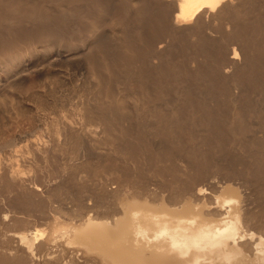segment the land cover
Listing matches in <instances>:
<instances>
[{
  "label": "rangeland",
  "instance_id": "1",
  "mask_svg": "<svg viewBox=\"0 0 264 264\" xmlns=\"http://www.w3.org/2000/svg\"><path fill=\"white\" fill-rule=\"evenodd\" d=\"M170 1L0 0V264H264V0L161 24ZM137 208L235 230L147 241Z\"/></svg>",
  "mask_w": 264,
  "mask_h": 264
},
{
  "label": "bare ground",
  "instance_id": "2",
  "mask_svg": "<svg viewBox=\"0 0 264 264\" xmlns=\"http://www.w3.org/2000/svg\"><path fill=\"white\" fill-rule=\"evenodd\" d=\"M2 1V0H1ZM150 1V0H149ZM164 1H166V0H164ZM170 1V0H169ZM229 1H231L232 2V0H174V3H172L171 1H170V5H167V3L164 5V3H162V5L160 6V8L157 6V8H159V12L160 13H157V14H159L161 17L160 18H157L155 15H154V17H156L157 19H158V22L159 21H162L161 22V24L162 23H164V22H166L167 23V21L168 22H170L171 24H173V25H175V24H181V23H184L186 20L188 21V20H191V18L197 13H199V12H202V11H200V10H214L215 8H217V7H220L219 8V10H221V8H223V7H225L226 6V2H229ZM254 1V0H253ZM5 2V1H4ZM231 2H230V4H231ZM255 2V1H254ZM3 3V2H2ZM1 3V4H2ZM146 3V2H145ZM236 3V2H235ZM7 4V3H6ZM136 4V3H135ZM127 5V4H126ZM125 5V6H126ZM133 5V4H132ZM138 5V4H137ZM147 5V4H146ZM145 5V6H146ZM150 5V4H149ZM148 5V6H149ZM159 5H160V3H159ZM147 6V7H148ZM7 7V6H6ZM230 7V6H229ZM236 8V7H235ZM235 8H234V10H232V11H228V12H231L232 14L234 13V16L236 15V13H238L236 10H235ZM257 8V7H256ZM4 9V8H3ZM156 9V8H155ZM230 8H227V10H229ZM255 9V8H254ZM259 9V8H258ZM149 10L150 9H148V12H149ZM154 10V9H153ZM216 10V9H215ZM225 10V9H224ZM237 10H238V8H237ZM242 10V9H241ZM1 11V10H0ZM6 11V10H5ZM4 11V12H5ZM10 11V10H9ZM132 11V10H131ZM137 11V10H136ZM239 11V10H238ZM260 11V10H259ZM135 12V11H134ZM152 12V11H151ZM150 12V13H151ZM205 12V11H204ZM203 12V13H204ZM213 12V11H212ZM217 12V11H216ZM215 12V13H216ZM250 12V11H249ZM254 12V11H253ZM256 12V11H255ZM262 12V11H261ZM7 13V12H6ZM149 13V14H150ZM214 13V14H215ZM227 13V12H226ZM225 13V11H219L217 14L219 15V16H223L224 14H226ZM138 14V13H137ZM136 14V15H137ZM148 14V17H153V16H150ZM153 14H154V12H153ZM196 14V15H197ZM227 14H229V13H227ZM240 14V13H239ZM255 14V13H254ZM7 15V14H6ZM144 15V14H143ZM147 15V14H146ZM145 15V16H146ZM259 15H260V13H259ZM142 16V15H141ZM202 16V15H201ZM225 16V15H224ZM233 16V17H234ZM237 16V15H236ZM248 16V15H247ZM256 16L257 17H259L258 15H257V13H256ZM1 17V16H0ZM144 17V16H143ZM147 16L144 18V19H142V21L146 24V25H144V26H147V27H149L148 25H150V24H152V18H148ZM228 17V16H227ZM238 17H241V16H238ZM237 17V18H238ZM245 17V16H244ZM243 17V18H244ZM262 17V16H261ZM139 18V17H138ZM169 18H170V21H169ZM202 18V17H201ZM242 18V17H241ZM263 18V17H262ZM141 19V18H140ZM140 19H139V21H140ZM168 19V20H167ZM194 19L196 20V18L194 17ZM3 20V19H2ZM154 20H155V18H154ZM221 20V19H220ZM236 20V19H235ZM244 20V19H243ZM248 20H249V17H248ZM262 20V19H261ZM260 20V21H261ZM4 21V20H3ZM134 21V20H133ZM186 21V22H187ZM2 22V21H1ZM190 22V21H189ZM192 22V21H191ZM190 22V23H191ZM203 22V21H202ZM201 22V23H202ZM247 21L245 20V23L244 24H247L246 23ZM256 22V21H255ZM153 23H155L154 21H153ZM157 23V22H156ZM221 23V22H220ZM219 23V24H220ZM143 24V23H142ZM160 24V25H161ZM170 24V25H171ZM200 24V23H199ZM240 24V23H239ZM243 24V25H244ZM155 25V24H154ZM166 25H168V24H166ZM255 25V24H254ZM253 25V26H254ZM143 26V25H142ZM157 26H158V24H157ZM255 26H258L257 24L255 25ZM155 27V26H154ZM199 27V26H198ZM240 27V26H239ZM248 27V26H247ZM246 26H245V28H247ZM259 27V26H258ZM260 27H262V26H260ZM202 28V27H201ZM250 28V27H249ZM249 28H248V30H249ZM257 28V27H256ZM164 29H165V27H164ZM262 29H264V28H262ZM192 30H193V28H192ZM240 30V29H239ZM245 30H247V29H245ZM256 30V29H255ZM254 30V31H255ZM149 31V30H148ZM257 31V30H256ZM255 31V34L257 33ZM264 30H262V32H263ZM239 32V31H238ZM238 32H236V34L238 33ZM247 32V31H246ZM251 32V30L249 31V33ZM258 32H259V30H258ZM261 32V31H260ZM259 32V33H260ZM264 33V32H263ZM234 34V33H233ZM198 35V34H197ZM240 35V34H239ZM238 35V36H239ZM226 37V36H225ZM224 37V38H225ZM232 37V36H231ZM243 37V36H242ZM250 37H252V36H250ZM254 37V36H253ZM252 37V38H253ZM260 37V36H259ZM205 38V37H204ZM222 38V37H221ZM236 38V37H235ZM246 37H244V39H245ZM207 39V38H206ZM218 39V38H217ZM226 39V38H225ZM228 39V38H227ZM240 39V38H239ZM242 39V38H241ZM254 39V38H253ZM203 40V39H202ZM260 40V39H259ZM204 41V40H203ZM246 41V40H245ZM262 41V40H261ZM249 42V41H248ZM256 42V41H255ZM255 42H252V43H255ZM213 43V42H212ZM250 43V42H249ZM251 43V44H252ZM243 44V43H242ZM212 45V44H211ZM246 45V44H245ZM248 45V44H247ZM256 45V44H255ZM196 46V45H195ZM218 46V45H217ZM254 46V45H253ZM260 46V45H259ZM263 46V45H262ZM228 47V46H227ZM206 48V47H205ZM215 48H217V47H215ZM230 48V47H229ZM245 48H246V46H245ZM255 48V47H254ZM199 49V48H198ZM224 49V48H223ZM252 49V48H251ZM251 49H250V51H251ZM258 49V48H257ZM261 49V48H260ZM212 50V49H211ZM220 50L222 51V49L220 48ZM225 50V49H224ZM254 50V49H253ZM256 50V49H255ZM264 50V49H263ZM213 52V51H212ZM215 52H216V50H215ZM246 52H247V50H246ZM253 52V51H252ZM262 52V51H261ZM248 53H249V51H248ZM255 53V52H254ZM257 53V52H256ZM258 53H259V51H258ZM247 54V53H246ZM250 54V53H249ZM235 55H237L236 54V52L233 50V55L231 56V58H235ZM260 56V55H259ZM209 57V56H208ZM212 57V56H211ZM252 57V56H251ZM251 57H249V59L251 58ZM253 57H254V55H253ZM261 57V56H260ZM214 58V57H213ZM222 58V57H221ZM244 58V57H243ZM216 59V58H215ZM248 59V60H249ZM256 59V58H255ZM233 60V59H232ZM244 60H246V59H244ZM249 62V61H248ZM247 62V63H248ZM251 62V61H250ZM258 62H261V61H258ZM213 63V62H212ZM243 63H244V61H243ZM262 63H264V62H262ZM226 64V63H225ZM224 64V65H225ZM255 64V63H254ZM249 65V64H248ZM256 65V64H255ZM221 66H222V64H221ZM250 66V65H249ZM258 66V65H257ZM260 66V65H259ZM199 67V66H198ZM225 67V66H224ZM245 67V66H244ZM226 68V67H225ZM225 68H223V69H225ZM243 68V67H242ZM258 68V67H257ZM200 69H201V67H200ZM215 69V71H216V68H214ZM218 69H221V68H218ZM229 69V68H228ZM234 69V68H233ZM238 70H239V68H237ZM244 69V68H243ZM251 69V68H250ZM254 69V68H253ZM259 69H260V67H259ZM258 69V70H259ZM247 70V69H246ZM257 70V69H256ZM199 71V70H198ZM225 71V70H224ZM227 71V70H226ZM229 71V70H228ZM237 71V70H236ZM247 71H249V70H247ZM262 71H263V69H262ZM251 72V71H250ZM250 72H246V73H250ZM251 74V73H250ZM247 75V74H246ZM255 75V74H254ZM202 76V75H201ZM200 76V77H201ZM257 76V75H256ZM199 77V78H200ZM238 77V76H237ZM245 77V76H244ZM253 77V76H252ZM261 77V76H260ZM226 78V77H225ZM241 78V77H240ZM247 78H249V77H247ZM246 78V79H247ZM198 79V78H197ZM224 79V78H223ZM264 79V78H263ZM201 80V79H200ZM242 80V79H241ZM247 80H249V79H247ZM252 82V81H251ZM255 82V81H254ZM264 82V81H263ZM247 83V82H246ZM256 83H258V82H256ZM242 84V83H241ZM263 84V83H262ZM256 85V84H255ZM259 86H260V84H259ZM262 86V85H261ZM253 87V86H252ZM196 90V89H195ZM259 90H261V89H259ZM201 91V90H200ZM197 92V91H196ZM196 92H195V94H196ZM200 94V93H199ZM204 94V93H203ZM253 95V94H252ZM198 96V95H197ZM202 96V95H201ZM197 98V97H196ZM199 98H202V97H199ZM249 98V97H248ZM191 99V98H190ZM192 99H194V98H192ZM191 99V100H192ZM195 100V99H194ZM249 100V99H248ZM199 101V100H198ZM197 101V102H198ZM205 101H206V99H205ZM208 101V100H207ZM210 101V100H209ZM201 102V101H200ZM228 103L230 102V101H227ZM239 102V101H238ZM248 102V101H247ZM253 102V101H252ZM208 103V102H207ZM256 103V102H255ZM203 104H204V102H203ZM243 104V103H242ZM249 104V103H248ZM196 105V104H195ZM199 105V104H198ZM207 105V104H206ZM250 105H251V103H250ZM205 106V105H204ZM248 106V105H247ZM207 107V106H206ZM212 107V106H211ZM252 107V106H251ZM254 107H256V106H254ZM197 108V107H196ZM200 108V107H199ZM204 108V107H203ZM209 108V107H208ZM213 108V107H212ZM211 108V109H212ZM239 108V107H238ZM242 108V107H241ZM247 109H249V108H247ZM254 109V108H253ZM260 108H258V110H259ZM197 110V109H196ZM235 110V109H234ZM237 110V109H236ZM251 110V109H250ZM257 110V111H258ZM158 111V110H157ZM207 111H209V110H207ZM240 111V110H239ZM249 112V111H248ZM260 112V111H259ZM202 113V112H201ZM157 114V113H156ZM161 115V114H160ZM249 115H251V114H249ZM163 116V115H162ZM247 116H248V114H247ZM157 117H158V115H157ZM164 117V116H163ZM256 117H259V115L257 114V116ZM170 118V117H169ZM211 118V117H210ZM213 118V117H212ZM248 118H250V116H248ZM262 118V117H261ZM214 120V119H213ZM212 120V121H213ZM259 120H260V118H259ZM262 120V119H261ZM165 121V120H164ZM211 121V122H212ZM234 121V120H233ZM256 121V120H255ZM251 122V121H250ZM253 123V122H252ZM254 124V123H253ZM256 124V123H255ZM254 124V125H255ZM220 125V124H219ZM139 126H141L140 124H139ZM233 126H235V125H233ZM240 126V125H239ZM144 127V126H143ZM212 127V126H211ZM210 128V127H209ZM241 128H242V126H241ZM141 129V128H140ZM211 129V128H210ZM200 130V129H199ZM212 131V130H211ZM263 131V130H262ZM201 132V131H200ZM240 133V132H239ZM150 142V141H149ZM160 144V143H159ZM150 147V146H149ZM15 174V173H14ZM16 176V175H15ZM9 177V176H8ZM12 177V176H11ZM18 179V178H17ZM202 189V188H201ZM201 189H200V187H198L197 188V192H199V190H200V192H203V191H201ZM195 194H196V192H195ZM198 194V193H197ZM201 194V193H200ZM226 194V193H225ZM202 195V194H201ZM230 195V194H229ZM229 197V196H228ZM196 198V197H195ZM194 198V199H195ZM203 198V197H202ZM225 198V197H224ZM193 199V200H194ZM189 200V199H188ZM191 200H192V198H191ZM196 200V199H195ZM199 200H201V199H199ZM207 200V199H206ZM126 201V200H125ZM226 201H228V202H230V200L229 199H227ZM127 202V201H126ZM189 202V201H188ZM196 202V201H195ZM207 202V201H206ZM137 203V202H136ZM198 203V202H197ZM138 204V203H137ZM161 205H162V203H161ZM190 205V204H189ZM218 206V205H217ZM234 206V205H233ZM232 206V207H233ZM181 207V206H180ZM132 208V207H131ZM158 208V207H157ZM186 208V207H185ZM206 208V207H205ZM231 208V207H230ZM178 210V209H177ZM182 210V209H181ZM195 210V209H194ZM196 210H198V209H196ZM195 210V211H196ZM231 210V209H230ZM131 211V210H130ZM217 211V210H216ZM149 212V211H148ZM198 212V211H197ZM211 212V211H210ZM224 212V211H223ZM228 212V211H227ZM123 213H124V211H123ZM214 213V212H213ZM225 213V212H224ZM129 214H131V212L129 213ZM128 214V215H129ZM190 215V217H188L187 216V214H186V216H187V218H184V217H182V216H180V215H178V216H174L173 218H175V220H171V221H166V220H163V215H161V216H156L155 214L153 215L152 213H147V211L144 209V208H140V209H136V210H134V211H132V217L130 218V221H131V230L133 229L134 231H135V233L137 234V235H139L138 237L141 239V238H144V239H146L147 241L148 240H151V239H154V238H157L159 235H161V234H163V233H167V235H168V238H169V245L170 246H175V247H182V245H185V246H190V245H195V247H196V249L197 248H200V247H203L204 245H215V244H218V243H221V242H224V241H226L228 238H230V237H232V235L234 234V230H235V228H234V225H233V222H232V220H224L223 221V224H221V225H217V224H215V223H213L212 221H210V220H207V219H202V217H201V219L200 220H197L195 217V213L193 214L194 216H192L191 214L192 213H189ZM219 214V213H218ZM197 215V214H196ZM199 215V214H198ZM198 215H197V218H198ZM185 216V215H184ZM185 216V217H186ZM192 216V217H191ZM201 216V215H200ZM199 216V217H200ZM204 217V216H203ZM235 217V216H234ZM124 218V217H123ZM232 218V217H231ZM195 219L197 220V221H195ZM216 221H218V220H216ZM170 223V224H169ZM152 224H154L155 226H158V228H157V230L153 233V236L151 237V238H148L147 237V228H148V226L149 225H152ZM153 225V226H154ZM243 225V224H242ZM153 226H151V227H153ZM181 227H184V231L182 232V233H179L178 232V229H180ZM150 228V227H149ZM148 228V229H149ZM152 229H154V228H151V230ZM156 229V228H155ZM102 231H104V230H102ZM107 231V230H106ZM222 231V232H221ZM241 231V230H240ZM102 236V235H101ZM102 237H104V236H102ZM262 238V237H261ZM161 239V238H160ZM137 241H138V238H137ZM143 241V240H142ZM142 241H140V242H142ZM161 241V240H160ZM159 241V242H160ZM107 242V241H106ZM110 242V241H109ZM118 242V241H117ZM127 242V241H126ZM136 244H137V242H135ZM138 243H139V241H138ZM164 243V242H163ZM117 244V243H116ZM151 244V243H150ZM158 244V243H157ZM163 245V244H162ZM165 245H167L166 243L163 245V247L165 246ZM139 246V245H138ZM157 246V245H156ZM156 246H154V247H156ZM168 246V245H167ZM147 247H149L148 245H147ZM159 247V246H158ZM264 247V246H263ZM134 248V247H133ZM136 248V247H135ZM192 248V247H191ZM208 248V247H207ZM213 248V247H212ZM219 248V247H218ZM245 248V247H244ZM189 249V248H188ZM225 249V248H224ZM229 249V248H228ZM151 250V249H150ZM154 250H155V248H154ZM205 250V249H204ZM211 250V249H210ZM156 251H158V250H156ZM177 251V250H176ZM200 251V250H199ZM209 251V250H208ZM226 251V250H225ZM133 252V251H132ZM161 252V251H160ZM195 252V251H194ZM201 252V251H200ZM206 252V251H205ZM129 253V252H128ZM137 253V252H136ZM154 253H156V252H154ZM164 253V252H163ZM173 253V252H172ZM182 253H183V251H182ZM120 254V253H119ZM161 254V253H160ZM214 254H215V252H214ZM131 255V254H130ZM157 255H159V254H157ZM167 255V254H166ZM170 255V254H169ZM190 255V254H189ZM231 255V254H230ZM259 255V254H258ZM177 256H178V254H177ZM195 256V255H194ZM199 256V255H198ZM211 256V255H210ZM209 255H208V257H210ZM213 256V255H212ZM260 256V255H259ZM134 257V256H133ZM169 257V256H168ZM192 257V256H191ZM197 257V256H196ZM264 257V256H263ZM157 258V257H156ZM170 258V257H169ZM185 258V257H184ZM183 258V259H184ZM194 258V257H193ZM198 258V257H197ZM196 258V259H197ZM200 258H201V256H200ZM179 259H181L180 257H179ZM208 259V258H207ZM201 260V259H200ZM176 261V260H175ZM203 261V260H202ZM209 261V260H208ZM218 261V260H217ZM149 262V261H148ZM151 262H153V261H151ZM156 262V261H155ZM161 262H162V260H161ZM166 262V261H165ZM177 262V261H176ZM175 262V263H176ZM185 262V261H184ZM195 262V261H194ZM199 262V261H198ZM164 263V262H163ZM167 263V262H166ZM165 263V264H166ZM173 263V262H172ZM172 263H170V264H172ZM179 263V262H178ZM155 264V263H154ZM159 264V263H158ZM174 264V263H173ZM203 264V263H202ZM210 264V263H209Z\"/></svg>",
  "mask_w": 264,
  "mask_h": 264
}]
</instances>
